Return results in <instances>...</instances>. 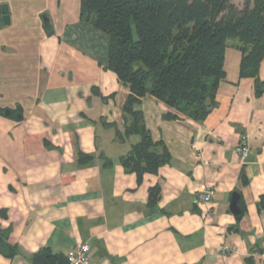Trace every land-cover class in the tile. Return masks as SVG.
<instances>
[{"label":"crops","instance_id":"obj_1","mask_svg":"<svg viewBox=\"0 0 264 264\" xmlns=\"http://www.w3.org/2000/svg\"><path fill=\"white\" fill-rule=\"evenodd\" d=\"M109 44L81 19V0H0V264L42 252L56 262L80 243L90 264H264V59L258 77L241 75L229 40L216 105L200 121L167 118L176 110L147 94L146 127L171 159L140 177L121 161L140 136L117 139L131 90L108 68Z\"/></svg>","mask_w":264,"mask_h":264},{"label":"trees","instance_id":"obj_2","mask_svg":"<svg viewBox=\"0 0 264 264\" xmlns=\"http://www.w3.org/2000/svg\"><path fill=\"white\" fill-rule=\"evenodd\" d=\"M81 19L109 35L108 68L130 86L125 131H117V139L140 136L121 157L140 177L171 159L146 127L140 105L147 94L176 110L167 118L200 121L216 105L229 40L239 42L241 75L258 77L264 59V0H247L242 8L235 0H81ZM160 193V186L153 188L151 202ZM6 237L0 229V252L8 255Z\"/></svg>","mask_w":264,"mask_h":264},{"label":"built area","instance_id":"obj_3","mask_svg":"<svg viewBox=\"0 0 264 264\" xmlns=\"http://www.w3.org/2000/svg\"><path fill=\"white\" fill-rule=\"evenodd\" d=\"M250 144L248 140V136L246 133H242L239 138L238 143V153L240 154L241 158L247 157V155L250 153ZM213 195L214 191L209 188H205L203 193L199 195V200L202 201V203L206 204L209 209H211L213 205ZM89 245L87 243H80L78 244L73 250H71L67 258L70 262V264H90L88 252H89Z\"/></svg>","mask_w":264,"mask_h":264},{"label":"water","instance_id":"obj_4","mask_svg":"<svg viewBox=\"0 0 264 264\" xmlns=\"http://www.w3.org/2000/svg\"><path fill=\"white\" fill-rule=\"evenodd\" d=\"M2 11L5 15L4 16L5 21L8 22L9 21L8 6L3 5ZM238 202H239V193L234 192L232 197H231L230 210L236 214L241 212ZM33 264H70V262H69L68 258L62 254L58 255L56 262H52L49 258V253L48 252H42L33 258Z\"/></svg>","mask_w":264,"mask_h":264},{"label":"rangeland","instance_id":"obj_5","mask_svg":"<svg viewBox=\"0 0 264 264\" xmlns=\"http://www.w3.org/2000/svg\"><path fill=\"white\" fill-rule=\"evenodd\" d=\"M245 1L247 0H236V5L242 8L244 6ZM231 42L236 44L239 43L237 40H231Z\"/></svg>","mask_w":264,"mask_h":264}]
</instances>
